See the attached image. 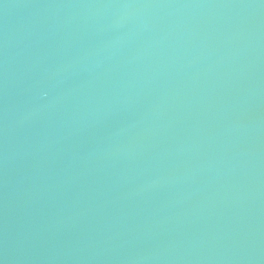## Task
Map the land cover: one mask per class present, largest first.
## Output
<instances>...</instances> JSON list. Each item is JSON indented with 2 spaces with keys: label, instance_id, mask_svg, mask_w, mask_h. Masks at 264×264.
<instances>
[{
  "label": "water",
  "instance_id": "1",
  "mask_svg": "<svg viewBox=\"0 0 264 264\" xmlns=\"http://www.w3.org/2000/svg\"><path fill=\"white\" fill-rule=\"evenodd\" d=\"M0 264H264V0H0Z\"/></svg>",
  "mask_w": 264,
  "mask_h": 264
}]
</instances>
